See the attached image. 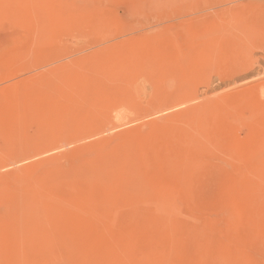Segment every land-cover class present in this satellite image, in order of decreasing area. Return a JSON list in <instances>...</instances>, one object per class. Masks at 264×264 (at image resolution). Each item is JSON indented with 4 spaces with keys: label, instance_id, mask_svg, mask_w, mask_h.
Returning <instances> with one entry per match:
<instances>
[{
    "label": "rangeland",
    "instance_id": "1",
    "mask_svg": "<svg viewBox=\"0 0 264 264\" xmlns=\"http://www.w3.org/2000/svg\"><path fill=\"white\" fill-rule=\"evenodd\" d=\"M188 89L181 113L248 139L251 171L219 143L198 196L127 200L95 159ZM0 95V225L40 232L6 236L0 264H264V0H0Z\"/></svg>",
    "mask_w": 264,
    "mask_h": 264
},
{
    "label": "bare ground",
    "instance_id": "2",
    "mask_svg": "<svg viewBox=\"0 0 264 264\" xmlns=\"http://www.w3.org/2000/svg\"><path fill=\"white\" fill-rule=\"evenodd\" d=\"M191 91V89L175 91L170 95L157 97V101L149 105L152 111L151 116L155 118L150 130L138 133L135 139L124 142L111 158L95 159L94 166L91 167L93 172L105 173L114 179L122 180L127 200L141 196L151 201L157 198L171 201L176 197L190 198L199 195L198 191H195L198 186L194 188V184L197 185L203 176H206V174L202 175V171L208 168V164L216 160L218 162L220 157H213L212 150L219 149V143L224 144L226 151L233 152L238 161H243L247 165L246 171H251L253 156L248 148V139L242 136L240 140L235 132L230 133L225 129H219V121L216 120L218 117L211 115L212 113L205 115L203 110H197L192 115L181 113L180 107L193 99H190ZM177 108L180 110H176ZM204 110L208 111L207 107ZM114 118L118 123V128H127L136 125L137 122V120L127 119L129 118L128 111L123 110L117 111ZM94 129V132L98 131L97 126ZM90 136L93 135L90 134L87 138ZM87 171L90 170L86 169L84 172ZM226 178L231 192L240 190L238 183V180L242 178L240 169ZM219 179L221 181V176ZM203 191H201L202 194ZM9 204L12 209L17 210L12 214L17 215L21 208V201H16L11 197ZM27 204L29 203L25 205ZM29 205L27 208L30 207ZM11 218L8 223L0 225V244L7 236L13 238L19 245L24 244V249L28 250L40 232L34 229L35 224L32 219L22 221L20 217Z\"/></svg>",
    "mask_w": 264,
    "mask_h": 264
}]
</instances>
